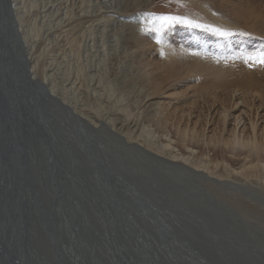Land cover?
Masks as SVG:
<instances>
[{"label":"bare ground","instance_id":"1","mask_svg":"<svg viewBox=\"0 0 264 264\" xmlns=\"http://www.w3.org/2000/svg\"><path fill=\"white\" fill-rule=\"evenodd\" d=\"M72 1L73 0H0V89L3 92L2 94L6 96L5 102L7 104L5 107L3 103L4 99L0 98V103H3L0 114L1 112L5 114V118L7 119L5 122L7 123V125H5L6 136L2 120L0 122V142L2 143L0 146V233H4L8 237L7 241L6 239L3 240L0 234V264L92 263L91 257L94 256V252L98 253L97 247L93 245L94 236L98 240V245H101L103 249L107 248L105 250V257L110 261L109 264H117V261L126 264L134 263L129 259L126 261L120 258L121 256L118 254H116L119 257L117 261L116 259L109 258V250L114 251V246H111L110 237L107 236L106 233L102 234L101 231H99L100 235L94 233L93 236L90 230L95 229L92 227H95L96 223L94 222L91 224L87 222L86 218H81L82 216L79 213L78 204L75 203H82L86 195L81 191L84 186L82 183L81 187L79 182L82 180L76 175L79 166L78 162H80L78 160L79 150L95 154L94 160H96H93V165H90H92L95 175H97L95 187H101V192L104 195L108 193L105 191L109 189L107 183V172H109L108 165H111L112 169H119V166H123V158L136 160L137 158L145 159L146 157L161 161L170 166H178L188 171L190 174L201 178L203 181L215 183L219 185V187L220 185L229 187L232 184L231 182H234V180L231 181L228 178L227 180H222V178H217L210 175V173H206L204 170V168L206 169L205 164L197 167L190 165L189 163L194 165H196V163L193 162L191 155L179 153L178 151L180 150L173 145L176 139L172 138L170 136V131L167 130L166 123L168 120L164 118L165 115L164 117L158 116L154 120V117L157 116L162 109L158 106L157 100L151 101V98L162 89L161 84L164 80H161L162 77L160 78L159 74L149 73L147 72L148 69L146 72L143 70L144 74L143 71L141 72L144 75L143 78L145 82L142 80L140 85L139 83L137 86L135 85L136 87L129 84L132 90L140 87L137 90V94L144 95L146 98L143 100L144 105H148L147 110H143L141 107V100H134L133 103H131L133 108L137 109L134 111L136 112L134 114H138L140 117L139 122H135L134 120L130 121V117H127L130 112L126 109H123L126 111L124 113L125 117H121L119 113L113 109L110 100L108 101L105 98H110V96L114 97L116 89H108L109 87L107 88L104 86L109 83V80L106 84L103 83L104 85L101 86H98L96 83H101L108 74L105 64L110 62L108 60L114 57V52L110 53V48L112 49L113 45L120 43L118 37H116L118 38L116 39L110 36L118 27L117 23L122 22V19L120 20V17L117 18L116 15L122 13L121 10V13L117 11L119 7V5L117 7V4L119 3H117L116 0H87L89 5L86 6L84 3L85 1L82 0L84 14L87 12L91 15L96 14L97 17L100 15V17H98L92 25L89 24L88 29L83 32L84 34L81 33L78 35L79 30L75 29L77 27L73 28L75 31H78L76 34L78 36L74 37L75 35L73 36L74 33H72L73 29L72 31H70L71 29L68 30V26H71V24L73 26L71 22L75 14V8L71 3ZM151 1L152 0H138V2H136V9L142 6L144 7V5ZM233 5L235 6V4ZM237 7H233L234 9L232 12L241 15L243 10L241 7ZM212 8L213 7L208 5L203 6L204 12L210 14L213 19L220 22L226 21L224 17L221 16V13H217V10ZM254 8L256 7L253 6L251 10H256ZM123 10L125 15H129L126 8ZM251 13L253 12L251 11ZM76 14L79 15V12ZM134 16V20H136L135 22L133 21L135 26L134 29H131L129 37H132L133 43L135 42L137 47L144 48L148 39L143 36L142 30L145 28V25L142 23L141 18H148L149 14L140 12V14L134 13L132 16L126 17L133 18ZM234 16L237 15L235 14ZM253 16L245 17V15H243V18H245V26L249 29H253H244V32H246V34L251 33L254 36L262 37L264 36V25L261 26L263 21L261 18L262 16L255 20H253ZM257 16L258 15H256L255 18ZM93 17L94 16H92V18ZM78 20L79 19H77V21ZM85 20L86 19H84V21ZM237 21L238 19L236 18L234 22H229L228 25L232 27L237 26V29H243L242 26L238 25ZM259 22L260 24L258 25ZM228 25L225 26L227 27ZM57 30H60V32H55ZM124 31H126L125 28ZM167 31V34H169L172 30L168 28ZM229 31V33H231V31L234 33L233 28ZM163 36L164 37L160 35L157 36L159 42L156 46L160 54L165 57L166 62L162 69L167 72V79H175V77L180 78L179 75L185 70L186 72L184 73L186 74L187 72L194 73L202 78H210L213 82H218L223 80L228 73H233L240 79L246 78L248 80L246 83L244 82L246 84V86L244 85L245 87H247L249 83L250 85L253 82L256 84L258 80L260 81H258L257 84L260 83L261 85L262 79L258 78L260 76V74L258 76V73L260 72L256 67H259L260 70L262 69L264 73V65L254 64L249 61V63H247L248 66L250 64L252 66L244 68L241 64V61L245 63L244 57L246 55L255 53V51L243 48L241 49V54H238L237 51L235 53V51L232 50L234 45L233 41L229 40L228 47L226 48L222 46V41L218 37L216 40V49L214 48L210 53L208 52L210 56H202L194 52H189V50L187 51L183 46L175 48L171 44L172 41L170 42V39L165 37V35ZM254 40L258 41V39ZM66 42H68L67 44L69 45L65 47ZM244 42L246 43V41ZM123 44L125 45V43ZM248 45L249 44H247V46ZM139 48L138 50H140ZM205 48H207V46ZM258 52H264V40L262 48ZM47 55V59L41 63V60H43L42 58H44L43 56ZM188 57L191 58V61L185 63L188 62V59L186 60ZM46 60L48 61L46 62ZM228 60H230L229 63ZM40 66L43 71V76H41L43 78L39 76L42 72H40ZM112 67L114 68L115 66L113 65ZM229 67L230 69L228 70ZM111 69L112 68H110V70ZM118 69L120 68L116 70ZM129 70L131 69L129 68ZM111 73L112 71L110 75ZM246 73H249L251 76H247ZM256 76L258 77L256 78ZM261 76L264 77V75ZM138 77L140 76L138 75ZM229 77L231 79V76ZM232 77L234 78V76ZM117 78L120 80V76ZM246 79L243 80L245 81ZM228 80L229 78L226 81ZM224 82L225 81H223V83ZM112 83L115 84V81H112ZM209 83H211V81ZM126 85L128 86V83H126ZM237 86H239V83ZM208 87L212 88L210 85ZM106 90H108V93H106ZM242 91L245 92V90ZM159 93L161 95V91ZM14 99L24 105L26 116H22V113H20L21 110L19 106L15 104ZM247 99L249 98L247 97L243 101ZM89 100L92 101V105ZM260 100L263 102L264 98ZM240 104H237L238 110H240ZM261 107H263V105L260 106V108ZM93 108L98 109L94 111L92 110ZM4 109H7L8 115L4 112ZM152 113L154 115L150 116ZM241 114L242 113L234 115V118L236 117L235 128L230 138L222 141V146L227 148L226 150H229L230 154L232 153V157L244 158V161L247 162V165L249 164V166H251V169H256L252 171L256 172V174L259 173V176L264 178V125L262 126L259 123L260 117H258V112V120L256 117L250 116L248 120H245L248 121V125L243 122L245 126L242 124V128H238L241 124L240 118L243 117ZM263 117L264 114L262 116V122H264ZM149 118H153L154 121H150ZM143 120L146 122L150 121L152 126L158 127L159 130L157 132L161 129L165 141L162 142L161 140V142H158L159 140L157 139V141L156 138L159 136H156L155 130L153 131L155 128L151 127V125H145ZM177 126L181 128L178 123ZM29 127L32 128L31 131H27ZM178 127H175V130H178ZM186 127L184 125V128ZM180 128L177 134V142L189 145L194 138H197L196 136L198 135L196 133V135L193 134L194 132L190 135V133L187 132L189 129L192 130L191 127L188 128V130L182 129L183 127ZM32 131L33 134H31ZM152 134L154 139L150 137ZM198 139L196 140L198 141ZM212 140L209 139L211 143H213ZM218 142H220V140L217 141V143ZM217 143L215 142V144ZM218 145L220 144L218 143ZM98 152L101 153L99 157L97 155ZM191 152L194 151L192 150ZM108 153L117 156L116 159L110 157L108 161L104 156L106 155L109 157ZM120 153H122L121 156H119ZM243 154L244 156L241 157ZM16 160H18V162ZM84 164L87 168L85 161ZM90 165L89 167L91 168ZM246 170L247 169H245V171ZM252 171H247L249 172L247 175H253ZM242 172L245 174L244 170ZM112 174H115V172ZM113 176L114 179L112 180H114V184L118 187V190L121 191V196L127 195V198H130L129 196L136 197V190H131L130 187L127 188V182L120 180V178H117L115 175ZM32 178H35L34 181ZM30 179L33 181L32 183L34 185H28ZM63 184L65 187H68L66 194L70 195L72 204L68 198H65L67 201L65 204L61 199H58L59 196L61 198L62 194L60 195V189L63 187ZM47 191H50V193H47ZM72 199L76 202L73 203ZM50 201H53L55 204L52 209ZM40 213H44L45 215L48 213L49 221L51 222L47 221L49 224H52L54 233L52 237H50L48 225H45V222L42 221ZM55 218L57 219L55 220ZM54 221L55 223L53 224ZM83 230L87 232L85 238H82L78 233ZM120 231L122 232V230ZM123 232H125L124 227ZM115 233V235H117L119 232L115 231ZM16 247L19 248L23 254L20 251L17 253L18 250ZM98 247L100 248V246ZM10 254L12 255L10 256ZM197 260L198 264H207L199 258H197Z\"/></svg>","mask_w":264,"mask_h":264},{"label":"rangeland","instance_id":"2","mask_svg":"<svg viewBox=\"0 0 264 264\" xmlns=\"http://www.w3.org/2000/svg\"><path fill=\"white\" fill-rule=\"evenodd\" d=\"M81 1L82 0H73L71 2L75 8L74 9L75 14L71 22L73 23V26L72 24H71L72 27L68 26L69 27L68 30L71 29L70 31H72L73 28L77 27L75 29L79 30L78 35H80L85 30H87L89 24L92 25V23L95 22L96 19H98V17H100V15L97 17L96 14L91 15L87 12L86 14H84L85 12L83 11V7H82L83 3ZM84 1L86 6L89 5L87 0ZM116 1L117 3H119L117 4V7L119 5L117 11L119 12L120 10L122 11V13L120 12L121 14H116V15L117 18L120 17L119 19L120 20L122 19L121 21L123 23L122 22L117 23L118 24L117 26L119 28L117 27L116 30L113 31V33L110 36H113V38L118 37L119 39L118 38L116 39L120 41V43H118L120 46L117 44L118 46L113 45L112 49L110 48L111 51L110 53L114 52L113 53L114 57L108 60L110 62H107V64H105L107 69L106 72L109 75L106 73L107 75L104 77L105 81L103 80L101 81V83L100 82L96 83L98 86H101L104 85L103 83L106 84L107 81L109 80L108 82L110 84L107 83L104 86L107 88L109 87L108 89L114 88L116 90L114 93V97L110 96V98L109 97L105 98L104 96V98L108 101L110 100L113 109L117 113H119L121 117L122 116L125 117L124 113L126 111H124L123 109H126L128 112H130L127 116L128 118L130 117L129 118L130 121L134 120L135 122H139L140 117L138 116V114H134L136 113L134 111H136L137 109L133 108L131 103H133L134 100H138V101L141 100L142 102L141 107L143 110L144 109L147 110L148 105L147 106L144 105L143 100L146 99L144 95L137 94V90L140 87L136 88L135 90L133 89L134 92L136 91L134 93L133 90L131 89L132 88L131 86L134 85L133 87H136L138 83L140 85L142 83V80L143 82H145L143 78L144 76L143 74L144 71L145 72L147 71V69H148L147 72L149 73L159 74L160 78L162 77L161 80H164L162 83L163 85L161 84L162 89L159 90V92L161 91V95L158 92L153 98H151V101L153 102L157 100L158 106L162 108L161 109L162 111L160 110L158 115L154 117V120L158 116L164 117L165 115L164 118H166V120H168L170 123L169 124L168 121L166 123L167 130L170 131V136L176 139L175 140L176 142L174 141L173 145L177 147L178 150H180V151L177 150L179 153L181 152V154L184 155H191V158H193V162L196 163V165H194L188 162L190 165L197 167L199 165L205 164L206 169L204 168V170L206 171V173L208 174L210 173V175L215 176L217 178L218 177L222 178V180H227V178L231 181L234 180L235 183L231 182L232 184L229 187L224 185H220L219 187V185L215 183L213 184L211 182L203 181L201 178L196 177L185 170L182 169L180 170L179 168H177V170H179V174L181 173L180 175L182 174L187 175L186 178L189 179L190 184L188 186H182L177 183H169V182L164 183L163 194L166 196H172L175 199H177L175 205L171 206L172 209L166 208L165 210H160L158 214L159 220L155 219L153 213H147L143 217L142 216L140 217L136 213L130 211V209H127L125 212L124 220L127 224V228L129 227L130 228L134 227L136 229L138 228L137 230L139 231L137 232L138 241L136 244H133L134 247H131V244L127 240L122 239L123 237L121 238V236H123L126 232H121L119 233V236L115 239L118 241V243L116 242L114 244L113 241L111 240L112 236H110V241L112 246H114V251L109 250V257L113 259H118L115 253L120 254L121 255L120 258L125 259L126 261L127 259H129L130 261L134 262L132 264H198L197 254L204 257L203 252L205 251L208 258L213 260L215 263L216 261H218V262H224V264L225 263L228 264L230 262H235L239 264H264V178L259 176V173L256 174V172H253L252 170H256V169H251V166H249V164L247 165V162L244 161V158L240 159L239 157H232V153L230 154L229 153L230 151L226 150L227 148L222 146L223 145L222 141L229 139L231 133L235 128L236 117L234 118V115L242 113L241 115L244 117V118L243 117L240 118L241 124L239 125L238 128H240L242 124L245 126V124L247 123L246 125H248V121L245 120H248L250 116L251 117L254 116L256 117V119L260 117V119L258 118L260 120L259 123L262 126L264 125V122H262V116L264 114L263 112L264 101L261 102L260 100L261 98H264V77L261 76L264 75L263 70L262 69L260 70L259 67H256L260 72L258 73V76L259 74L260 76L259 77L256 76V78L258 77L262 79L261 81L262 87L260 83L257 84L258 81H260L258 80L256 84L253 82L254 84L252 83L250 85V83L248 82L249 83L248 86L249 85L250 86L249 87L247 86L248 87L247 88L245 87L246 86L245 83L248 80L246 78H243L246 79L244 81L243 79H240L239 77L235 76L233 73H228L223 80L218 81L219 83L213 82L212 80H210V78H202L201 76H198L194 73L187 72L186 74L184 73L186 72L185 70L182 71L181 74L179 75L180 78L175 77V79L174 78L167 79V72L164 69H162L164 63L166 62L165 57L160 54L159 49L156 46V44H158L157 36L160 35L164 37L163 35H165V37L170 39V42L172 41L171 44L175 48H179L183 46L185 49H187V51L189 50V52H194L202 56H210L209 53L212 51V49L214 48L216 49V40L219 37L222 41V46L226 48L228 47V41L229 40L233 41L234 48L232 47V50L235 51V53L237 51L238 54H241V49L243 48L253 50L255 51V53H257L262 48L264 36L262 37L254 36L249 32H248L249 34H246V32H244L245 31L244 29L246 30H253V29H249L245 26L244 23L245 18H243V15H245V17L254 15L252 17L253 20L262 16L261 18L263 21L261 26H263L264 0H152L151 2L144 5V7L142 6L143 8L140 7L137 9H136L137 7L136 2H138V0H129V1L116 0ZM233 4H235V6ZM122 5H124L125 7ZM205 5L211 6L213 7L212 9L217 10L216 11L217 13H221V16H223L226 21H222L223 22L222 23L216 19H213L210 14L204 12L203 6ZM237 5L238 7H241V9L243 10L241 15L236 12L235 13L232 12L233 9L237 7ZM128 6L130 9L128 8ZM253 6L256 7L254 8L256 10H251ZM125 8L127 9V13H129V15H125L123 13L124 12L123 9ZM129 11L132 12L134 11V12L132 13ZM251 11L253 13H251ZM78 12L79 15L76 14ZM140 12L144 14H149L148 18H143V17L141 18L142 23L145 25V28L142 30L144 34L143 36H145L148 39L144 48L137 47L136 43L135 42L133 43L132 37H129L131 29H134L135 26L134 22L136 20H134L135 16L133 18H127V17L132 16L134 13L140 14ZM235 14L237 16H234ZM256 15L258 16L255 18ZM92 16L94 17L92 18ZM158 16H171V17H177L179 19L177 21L167 24L163 28L162 32L159 33L153 29V26L150 23L153 17H158ZM76 18L79 20L77 21ZM236 18L238 19L237 21L238 25L242 26L243 29L238 28L240 29L238 30L236 28L237 26L232 27L231 25H228L229 22L231 23L234 22ZM84 19H86L85 20L86 22L84 21ZM182 21H191L192 25L190 26L188 23ZM197 24L202 25V27L194 26ZM259 24L260 22L258 23V25ZM126 25L129 26L127 27ZM225 25L228 26L226 27ZM124 28L126 31H124ZM168 28H171L172 30L170 31L169 34H167ZM211 28L220 29L226 32H230L229 30H232L233 28L234 33L233 31H231L232 35L223 37L217 35L216 32L211 30ZM74 31L75 30L73 29L72 31V33H74L73 36L74 35H75L74 37L78 36L76 35L78 31L75 32ZM55 32L58 33L60 32V30H57ZM254 39H258V41ZM244 41H246V43ZM67 43L68 42L65 43V47L66 45L67 46L69 45ZM123 43H125V45ZM247 44H249L248 45L249 47L247 46ZM122 46L124 48V51ZM132 46H136V47H132ZM206 46L207 48H205ZM138 48L141 51L138 50ZM43 57L44 58H42L43 60H41V63H43L45 59H47L48 55ZM187 59L188 62L185 63H189L191 61V58L188 57L186 58V60ZM47 61L48 60H46V62ZM119 61H122L123 63ZM229 62L230 60H228V63ZM241 64L242 66H244V68H249L247 63H242L241 61ZM111 65L112 66L114 65L115 69ZM116 67L120 69L116 70L117 69ZM110 68H112L113 70L112 69L110 70ZM129 68L131 70H129ZM229 69L230 67L228 68V70ZM149 70H151L152 72ZM41 71L42 70L40 66V72ZM111 71L112 73L110 75ZM141 71H143V74ZM124 73H125V77H124ZM138 75L140 77H138ZM228 75L231 76V79ZM246 75L251 76L249 73L248 74L246 73ZM39 76L40 78H43L41 77L43 76V71L39 74ZM119 76H120V80L119 78H117ZM232 76H234V78ZM163 77L166 79H164ZM225 78L227 79L229 78V80L226 81L227 79ZM112 81H115V84H113L114 82L112 83ZM210 81L211 83H209ZM223 81L225 82L223 83ZM126 83H128V86L126 85ZM236 83L237 85L239 83V86H237ZM129 84L132 85L130 86ZM209 85L212 86V88L211 87L209 88L208 87ZM242 85L245 86L243 87ZM242 90H245L246 93L243 92ZM247 91L249 94L250 93L251 94L249 95ZM106 93H108V90H106ZM214 96L215 98L217 96L220 97H217L215 99ZM247 97L249 99L243 101ZM89 102L92 105V101L89 100ZM250 102L253 104H251ZM237 104H240L239 108L241 111L243 112L245 111L244 113L238 110ZM262 105L263 107L260 108V106ZM252 108L253 109L255 108L254 111ZM97 109L98 108H93L92 110L97 111ZM258 112H259V116L257 115ZM152 115L154 114L152 113L150 116ZM149 119L150 121H154L153 118H149ZM150 121H147L148 123H150L148 124L146 121L143 120L145 125H151ZM176 122L179 124V126H181V128L183 127L182 129L188 130V128L191 127L193 131L189 129L190 132L189 131L187 132L190 133V135L193 132L194 135L197 134L198 136H196L197 137L196 139L199 138L198 141L194 138L191 141L192 144L190 142L189 145H184L182 143L177 142L178 139L177 134L180 127L177 126ZM184 125L185 127L187 125V127L184 128ZM151 127L155 128L152 129L153 131L154 130L156 131L155 132L156 136L157 135L159 136L158 138H156V140L158 139L159 140V141L157 140L158 142H161V140L162 142L165 141L164 139L165 137H163L164 135L161 133L162 130L160 129V131L157 132L159 130L158 127H154L152 125ZM175 127H178L177 128L178 130H175L176 129ZM153 134L150 135V137L154 139ZM203 137L205 140L203 139ZM209 139L211 140L213 139L212 140L213 143H211ZM219 140L220 142L218 143L220 145H218L217 143V141ZM215 142L217 144H215ZM209 143L212 145H210ZM191 149L194 152H191L192 151ZM121 154L122 153H120L119 156H121ZM243 156L244 154L241 155V157ZM116 157L114 158L116 159ZM122 162H123V166H119V168L120 167L124 168V169L122 168L123 170L119 172L122 175V177L130 176L131 178L136 175L139 178V180H141L143 183H148L150 182V180L155 179V177L149 174L150 166L148 165L149 164L148 162L141 164L138 158L136 160L123 158ZM164 166L166 168L168 167V165L166 164H164ZM244 168L247 170L245 171ZM126 169L129 170L126 171ZM167 169L169 170V167ZM130 170L134 171V173L131 172ZM243 170L245 174L242 172ZM247 171H252L253 175L248 176L247 173L249 172ZM32 185L34 184L32 183ZM67 190L68 187L67 186L65 187L63 184V187L60 189V192L63 195H67L66 194ZM83 194L86 195V193ZM84 200L85 201H83L81 205L85 210L88 211L89 208H91V206L87 202V199L84 198ZM146 217L149 218V221H142L143 218ZM56 219L57 218H55V220ZM88 223L92 224L93 222H90L89 220ZM157 224H159L158 231H156ZM161 225L168 226L167 230H161L160 229ZM145 227H149L150 229H153L155 232L142 231L143 229H145ZM92 228H95L96 230V228L98 227L93 226ZM93 240H94L93 243L94 247H97L98 240L95 236ZM116 244H119L120 246ZM97 255L98 253L95 252L94 255L95 258L97 257ZM109 262L110 261L108 260L107 264H109Z\"/></svg>","mask_w":264,"mask_h":264},{"label":"water","instance_id":"3","mask_svg":"<svg viewBox=\"0 0 264 264\" xmlns=\"http://www.w3.org/2000/svg\"><path fill=\"white\" fill-rule=\"evenodd\" d=\"M2 93L3 92L0 89V98L4 99L3 103L5 104L4 106L6 107L7 106V104L5 102L6 96L3 95ZM14 102H15V104H17V106H19V108L21 110L20 113H22V116H26L27 114H26V111L24 110V105L21 104V102H19L17 100L15 101V99H14ZM3 103L2 102L0 103V111L2 110ZM7 109L6 110L4 109V112L7 113V115H8ZM1 120H2V124L4 125V130H5V125H7V123H5V122L7 119L5 118V114H2V112L0 114V122H1ZM0 126H1V124H0ZM31 130H32V128L29 127V130H27V131H31ZM31 134H33V131L31 132ZM5 136H6V130H5ZM1 144L2 143L0 142V146H1ZM97 155L99 157L101 155V153L98 152ZM104 156H105V158L108 159V161L110 160V157H113V158L116 157V156H113L110 154H109V157H107L106 155H104ZM94 158H95V154H90V153H87V152H84L81 150L78 151V160L80 162H78L79 166L77 168L76 175H78L79 179H81L82 181L84 179L83 182L81 181L79 183H80L81 187H82V183H83L84 187L82 188L81 191L83 193H86L87 197L85 199H87V202L90 204L91 208H89V210L87 211L82 207V205H81L82 203H77L74 199H72V200H73V203L76 202L75 204H78L79 213L82 216L81 218H83V219L86 218L87 222L90 220V222L96 223V226L98 228H96L97 231L95 229L92 230L93 235H94V233L100 235L99 231H101L102 234L106 233L107 236H109V237L112 236L111 240L113 241L114 244L116 242L118 243V241L115 239L119 236V233H121L120 230H122V232H123V227L125 228L126 233L123 236H121V238L123 237L122 239L127 240L131 244V247H133L134 246L133 244H136L138 241V234H137V232H139V231H137L138 228L137 229L134 227L127 228V224L124 220L125 212L127 209H130V211H132L133 213H136L140 217L141 216L143 217L147 213H153L155 219L159 220L158 219L159 211L165 210L166 208H171V206L175 205L176 200H177L172 196H166L163 194L164 183L165 182L177 183V184L182 185V186H188L190 184L189 179L186 178L187 175H185V174L180 175L181 173L179 174V170H177V168L182 169L181 167L168 165V167H169V170H168L167 169L168 167L166 168L164 166L165 163L158 161V160H153V159H149V158L145 157V159L138 158V160L142 164H144L146 162L149 163L148 164L150 166L149 174L151 176L155 177V179L150 180V182H148V183H143L141 180H139V178L136 175L131 177V178H130V176L122 177V175L119 172H121L124 168L122 169L120 167L119 169L115 170L114 168L112 169L111 165H108L109 168L108 167L107 168H108L109 172H107V183L109 185V189L108 190L105 189L106 190L105 192H108V193L106 195H104L101 192V189H102L101 187L100 188L95 187V180L97 178V175H95L94 168H92ZM99 159H101V158H99ZM16 161L18 162V160H16ZM84 161L87 164V168L85 167ZM106 163H107V161H106ZM88 164L89 165L92 164V165H90L91 168L89 167ZM127 170H129V169H126V171ZM182 170H184V169H182ZM130 171L134 172L132 170H130ZM113 172H115V174H112ZM113 175L117 176V178H120V180L127 182V186H128L127 188L130 187L131 190H134V191L136 190V197L135 196H129L130 198H127L126 197L127 195L121 196V194H122L121 191L118 190V187L114 184V180H112V179H114ZM34 179L35 178H32L33 181H34ZM32 180L30 179L28 185H30V186L32 185V182H33ZM47 193H50V191H47ZM61 194L62 193H60V195ZM65 198H68L70 203H71L70 195H63L62 194L61 198L59 196L58 199H61L63 201V203L65 204V203H67ZM73 198H74V195H73ZM83 201H85V200H82V202ZM50 203L52 204V207H51V209H52L55 204L53 201H50ZM58 213H60V212H58ZM40 216L42 217V221L45 222V225H48L49 234H50V237H52L54 235V233L52 230V224H49V222H51V221H49L48 213H46V215L44 213L43 214L40 213ZM91 219H92V221H91ZM142 221H149V218H147V217L143 218ZM54 223H55V221L53 222V224ZM167 227L168 226H166V225H161L160 229L161 230H167ZM156 228H157L156 231H158L159 230V224L156 225ZM115 231H118L119 233L117 235H115L116 234V233H114ZM142 231H154V230L150 229L149 227H145V229H143ZM78 233L81 235L82 238L86 237V231L83 230V231L78 232ZM1 235L3 237V240L6 239V241H7L8 237L4 233ZM100 238H101V236H100ZM0 239H1V237H0ZM116 245H119V244H116ZM98 246H100V248ZM111 246H112V244H111ZM16 249L18 250L17 253L19 251L21 252V250L19 248L16 247ZM57 249H58V246H57ZM106 249L107 248L103 249L101 247V245H97L98 255L96 258H95V256H92L91 257L92 263L90 262L89 264H107L108 260L105 257V250ZM203 254H204V257L197 254L198 255L197 258L201 259L203 262H206L207 264H224V262L216 261V263H215L213 260L209 259L205 251L203 252ZM11 255L12 254H10V256ZM94 255H95V252H94ZM115 255H116V253H115ZM118 255L121 256L120 254H118ZM24 258H25V256H24ZM118 259H119V257H118ZM118 259H116V261ZM117 264H124V262H118L117 261ZM228 264H239V263L230 262Z\"/></svg>","mask_w":264,"mask_h":264},{"label":"snow or ice","instance_id":"4","mask_svg":"<svg viewBox=\"0 0 264 264\" xmlns=\"http://www.w3.org/2000/svg\"><path fill=\"white\" fill-rule=\"evenodd\" d=\"M179 18L177 17H171V16H158V17H153L150 23L153 26V29L156 32H160L163 30V28L174 21H177ZM185 23H188L190 26L192 25L191 21H182ZM196 27H202V25H194ZM212 31H215L217 35L227 37L229 35H232V33L220 30V29H211ZM159 42V41H157ZM245 63H249V61L253 62L254 64H261L264 65V52H258V53H251L248 54L244 57ZM249 66H252L251 64Z\"/></svg>","mask_w":264,"mask_h":264}]
</instances>
